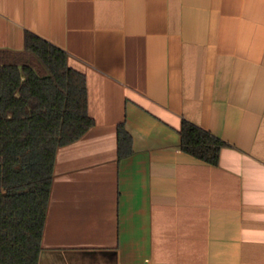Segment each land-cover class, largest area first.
Returning <instances> with one entry per match:
<instances>
[{"label":"crops","instance_id":"crops-1","mask_svg":"<svg viewBox=\"0 0 264 264\" xmlns=\"http://www.w3.org/2000/svg\"><path fill=\"white\" fill-rule=\"evenodd\" d=\"M26 32L94 122L56 152L38 264H264V0H0V51ZM183 120L228 144L217 165Z\"/></svg>","mask_w":264,"mask_h":264},{"label":"trees","instance_id":"trees-1","mask_svg":"<svg viewBox=\"0 0 264 264\" xmlns=\"http://www.w3.org/2000/svg\"><path fill=\"white\" fill-rule=\"evenodd\" d=\"M82 73L67 53L26 32L20 52L0 51V264H38L57 150L93 126ZM180 149L217 165L228 144L183 120ZM131 136L118 128V155Z\"/></svg>","mask_w":264,"mask_h":264}]
</instances>
